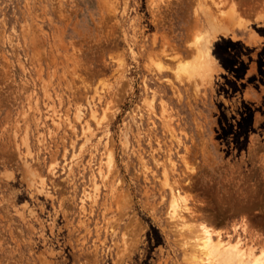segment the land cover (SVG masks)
<instances>
[{"label":"rangeland","instance_id":"1","mask_svg":"<svg viewBox=\"0 0 264 264\" xmlns=\"http://www.w3.org/2000/svg\"><path fill=\"white\" fill-rule=\"evenodd\" d=\"M171 189L264 248V0H0V264H189Z\"/></svg>","mask_w":264,"mask_h":264},{"label":"bare ground","instance_id":"2","mask_svg":"<svg viewBox=\"0 0 264 264\" xmlns=\"http://www.w3.org/2000/svg\"><path fill=\"white\" fill-rule=\"evenodd\" d=\"M221 14L223 15L224 13L221 12ZM230 19H234V18H230ZM221 23L211 22L210 24H208L210 26V28L207 26L208 30H207V32L205 31L207 34L205 36L203 35V37H204L203 40L198 39V37L195 38L196 39L195 43H194L195 52H194L192 59L190 60L189 63H182V64L178 65L177 66L178 71L180 70L181 72L185 73V75L190 78L191 76H194L195 73L200 72L198 70L202 66L206 67V64H208L212 58L210 46H211V40L214 37L213 34L218 29L223 27V24L221 25ZM156 68H157V71L161 72V70L164 68V66L159 64V63H156ZM151 106H149V107H151ZM92 111H93V109H92ZM92 111L90 112L91 114H92ZM77 112H78V110H77ZM79 113H81V112H79ZM74 114H76V113H74ZM78 117H80V116H78ZM95 118H94L95 119L94 122L96 123L95 125L98 126V125L102 124V121L104 119V115H102L101 117L96 116ZM84 124H86V123H84ZM84 126H86V125H84ZM84 126H83V128H84ZM88 127L89 126H87L86 130L88 129ZM83 128H82V130H84ZM92 130H91V132H92ZM86 132L87 131H85V134H86ZM85 134H84V136H86ZM91 134L92 133H90V135ZM87 135H89V134L87 133ZM86 138L88 139V136ZM105 160H106L105 165H107L106 166L107 170H109L110 167L114 166L112 153L107 154V157L105 158ZM103 162L105 163V161H103ZM51 165H52V163H51ZM98 172H100V171H98ZM106 173L107 172H105L103 174L101 173L102 179H103L104 175L106 176ZM103 180H105V178ZM163 183H164V185L169 184L166 180H164ZM168 186H170V185H168ZM91 188H92L91 192H86L88 194H85V197L95 200L98 197L99 182L94 181ZM176 190L177 191L172 190L173 191V193H171L172 198H171V202L169 203L170 204L169 208H171V211H168V212L170 215L169 217L171 219H175L177 224L179 223V226H180L179 230L187 229L186 231L189 233V236L188 237L186 236L187 239L184 237L185 238V239L183 238L184 241L182 240L183 245L186 247H189V249H190V252H188L187 254H186L185 249H184L185 252L183 251L186 254L185 256L188 257V258H186V260L189 259V264H264V248H259L258 250H256L252 245L251 246L246 245V244H244L245 241L241 242L240 239H238V238L233 239V240H231L230 238L224 239V237L221 236L219 231H215L214 229H212V227L205 224L203 221L196 222V223H193L192 221H188L191 218H186L184 213H182L183 211H188L190 214V207H188L187 198H186V196L182 195L180 193V191H178V189H176ZM189 217H191V216H189ZM174 224H176V223H174ZM125 241L122 238L123 247L126 244ZM125 249H126V247H125Z\"/></svg>","mask_w":264,"mask_h":264}]
</instances>
